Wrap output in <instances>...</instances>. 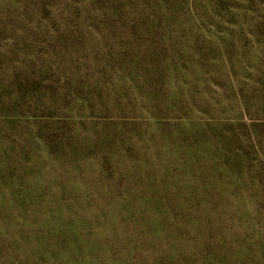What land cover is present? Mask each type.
<instances>
[{
  "label": "rangeland",
  "instance_id": "rangeland-1",
  "mask_svg": "<svg viewBox=\"0 0 264 264\" xmlns=\"http://www.w3.org/2000/svg\"><path fill=\"white\" fill-rule=\"evenodd\" d=\"M0 264H264V0H0Z\"/></svg>",
  "mask_w": 264,
  "mask_h": 264
}]
</instances>
